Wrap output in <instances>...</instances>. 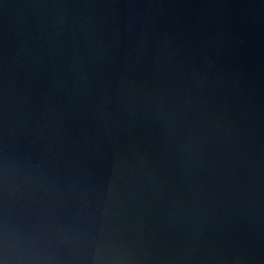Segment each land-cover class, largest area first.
Returning a JSON list of instances; mask_svg holds the SVG:
<instances>
[{"label": "water", "instance_id": "95a60500", "mask_svg": "<svg viewBox=\"0 0 264 264\" xmlns=\"http://www.w3.org/2000/svg\"><path fill=\"white\" fill-rule=\"evenodd\" d=\"M0 264H264V0H0Z\"/></svg>", "mask_w": 264, "mask_h": 264}]
</instances>
